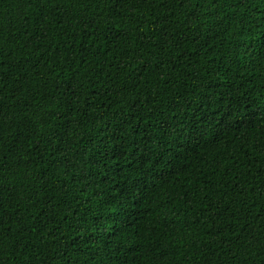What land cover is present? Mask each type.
<instances>
[{
    "label": "trees",
    "instance_id": "obj_1",
    "mask_svg": "<svg viewBox=\"0 0 264 264\" xmlns=\"http://www.w3.org/2000/svg\"><path fill=\"white\" fill-rule=\"evenodd\" d=\"M0 264H264V0H0Z\"/></svg>",
    "mask_w": 264,
    "mask_h": 264
}]
</instances>
